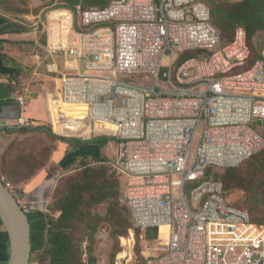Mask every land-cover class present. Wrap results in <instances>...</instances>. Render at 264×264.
<instances>
[{
	"label": "built area",
	"instance_id": "2783aa9c",
	"mask_svg": "<svg viewBox=\"0 0 264 264\" xmlns=\"http://www.w3.org/2000/svg\"><path fill=\"white\" fill-rule=\"evenodd\" d=\"M211 1L114 0L46 17L45 70L62 105L84 107L117 140L134 228H168L156 264H264V225L214 178L264 151V63L241 71L247 31L223 45ZM188 53L197 58L181 62ZM27 92L14 129L34 128Z\"/></svg>",
	"mask_w": 264,
	"mask_h": 264
},
{
	"label": "rangeland",
	"instance_id": "374dc122",
	"mask_svg": "<svg viewBox=\"0 0 264 264\" xmlns=\"http://www.w3.org/2000/svg\"><path fill=\"white\" fill-rule=\"evenodd\" d=\"M2 1V9L7 13L11 23L19 26H21L20 24H25L28 27L37 28L39 32H44L43 41L46 43V47L48 45L47 38L49 37L46 29V17L53 12L74 10L69 7V3L66 0ZM241 1L219 0L223 5H231ZM78 7L81 9L96 8L89 6L86 0H80L75 9ZM63 13H57L58 17ZM221 36L222 44H226L232 39L230 34H226L225 36V34L222 35L221 33ZM250 49L251 58L249 67L256 62L262 61L264 63V32L258 33L252 39ZM43 51L38 50V63L36 65L33 64L31 70H29L30 76H33V74L36 75L31 80L35 79V84L33 83V85L40 86L38 87L40 92L45 89L47 94H59V77H50L47 74L45 65L46 63H50V58L47 57L45 60V52ZM193 58H197L195 53L185 55V60ZM54 59L57 62L62 60L58 56ZM18 85L20 88L23 87L19 83ZM50 102L54 105L57 102L56 106L58 107L61 105L59 96L56 95L54 97L52 96ZM53 116L56 123L58 118H60V114L55 113ZM81 117L79 116V118ZM97 128L100 129L101 127L97 125ZM53 131L62 138H70L77 137L82 130L81 127L77 128L74 123L69 122L61 131L54 129ZM103 133L112 135L107 130H103ZM12 136L13 140L11 144L7 142V146L5 147L3 173L5 176L4 179L14 187L15 184L12 181L19 182L28 180L31 178L29 177L30 175H34V173L50 162L53 151L56 149L59 141L47 133H25L18 131V133H13ZM80 139H84V137L82 136ZM111 143L114 148H107L108 145L106 149L104 148L102 150V155L93 157V161L81 159L68 171L60 172L58 170L56 173V184L43 210L44 215L46 216L47 222L58 220L60 217V213L57 210L58 200L64 196L65 191L71 185L84 183L85 170L94 169L98 173L104 172L105 178L99 175V181H94V183L96 185L99 183L103 184L107 180V190L110 189L116 198H111L97 205L83 207L80 221L79 223H75L73 229V238L80 244V255L77 260L79 263L77 262V264H156V255L161 253L158 244H167L168 239L166 240L165 230H160V232L153 231V235H150L151 232H144L134 228L129 212L121 204L123 181L118 173V147H116L119 144L114 140ZM263 158L261 155L258 156L257 159L259 161H251L242 165L232 175H228L226 172H220L214 178L224 185L227 200L231 205L247 211L256 223L264 225ZM100 159L101 162L97 161ZM90 195L91 193L89 197L85 196L88 203L90 201ZM104 196H107V194L105 193ZM46 249L47 246L39 252H34L31 264H49Z\"/></svg>",
	"mask_w": 264,
	"mask_h": 264
},
{
	"label": "crops",
	"instance_id": "0c3cea01",
	"mask_svg": "<svg viewBox=\"0 0 264 264\" xmlns=\"http://www.w3.org/2000/svg\"><path fill=\"white\" fill-rule=\"evenodd\" d=\"M3 1L0 0V176L4 178L3 156L7 142L11 144L13 133L24 132L14 129L18 105L17 96L25 89L27 92V117L33 123V129L51 131V136L59 141L53 151L50 162L34 173L28 180L12 181L13 194L20 205L28 213L32 224L33 245L36 251H41L47 241V219L44 215L45 205L56 184L58 170L65 172L75 166L81 159L92 160L94 156L102 155V150L114 148L109 134L103 133L102 127L97 128L94 123L88 122L85 108H74L66 105L60 107L52 104L51 98L60 93H49L46 90L39 91L40 86L33 85L31 80L36 75L30 76L31 66L36 65L39 60L38 50L45 52L46 43L43 41L44 32L37 31L35 27H28L25 24L17 25L19 32H11L7 27L13 23L2 9ZM23 27V28H22ZM45 40V38H44ZM44 55V53H43ZM38 59V60H37ZM40 62V61H39ZM38 75V74H37ZM39 80V79H38ZM15 82L16 86H12ZM23 87L20 88L18 83ZM35 84V83H34ZM37 84V83H36ZM13 87L17 89L14 90ZM28 87V88H27ZM60 114L55 123L54 114ZM79 116H82L79 118ZM76 120V121H75ZM69 122L81 130L77 137L62 138L55 134L54 130L61 131ZM50 126V127H48ZM13 127V128H10ZM50 128V129H47ZM26 133V132H25ZM36 133V132H34ZM42 134V133H40ZM84 139H80L81 137ZM75 138V139H73ZM103 140H107L103 146ZM118 147V158L120 147ZM109 149V150H110ZM59 176V175H58ZM19 183V184H18ZM16 190V191H15ZM19 193V194H18ZM21 197H20V196ZM20 197V198H19ZM10 241L5 226L0 221V264H7L10 258Z\"/></svg>",
	"mask_w": 264,
	"mask_h": 264
},
{
	"label": "trees",
	"instance_id": "16d2710c",
	"mask_svg": "<svg viewBox=\"0 0 264 264\" xmlns=\"http://www.w3.org/2000/svg\"><path fill=\"white\" fill-rule=\"evenodd\" d=\"M66 1L69 3L71 9H75L76 5L80 2V0ZM113 1L114 0H86V3L89 6L104 9ZM211 12L213 25L220 32V35L222 33V35L225 34V36L226 34L232 36V39L228 43L233 41L235 30L239 26L245 28L247 31L249 46L252 39L258 33L264 32V0H242L239 3L231 5H223L219 0H212ZM7 30H11V32H19V27L15 24H10L7 27ZM184 60L185 56L181 58V62ZM249 62L245 68L241 69V71L253 67V65L249 67ZM13 89L16 90L17 88ZM24 132L47 133L51 136V131L47 132V130L42 129H26ZM106 143L107 140H103V146L106 145ZM260 155L264 157V151L244 164L251 161H259L257 157ZM97 161L101 162V159ZM262 167L264 168V163ZM239 168L228 170L226 173L232 175L237 172ZM93 170L94 169L85 170L83 184L75 183L65 191L64 196L57 202V210L60 213V217L56 221L51 220L46 223L47 241L45 246H47L46 254L49 258V264H77L80 255V244H78L73 238V229L75 223H79L80 221L83 207H86L87 205H97L111 198H116V196L111 193L110 189H108L109 191L107 190V180L104 181L105 184L99 183L96 185V183H94V181H99V175H101L102 178H105V174L104 172L98 173L96 170ZM31 176L32 175L29 177ZM90 193V201L88 203L85 196L89 197ZM105 193L107 196H104ZM141 231L151 232L150 235H153L152 230ZM34 252L35 248H33V253ZM32 259L31 261H33Z\"/></svg>",
	"mask_w": 264,
	"mask_h": 264
},
{
	"label": "water",
	"instance_id": "95a60500",
	"mask_svg": "<svg viewBox=\"0 0 264 264\" xmlns=\"http://www.w3.org/2000/svg\"><path fill=\"white\" fill-rule=\"evenodd\" d=\"M0 221L5 226L10 241L11 252L7 264H31L34 245L30 218L1 178Z\"/></svg>",
	"mask_w": 264,
	"mask_h": 264
},
{
	"label": "bare ground",
	"instance_id": "6f19581e",
	"mask_svg": "<svg viewBox=\"0 0 264 264\" xmlns=\"http://www.w3.org/2000/svg\"><path fill=\"white\" fill-rule=\"evenodd\" d=\"M61 16H63V17H65L66 16V14H61L59 17H61ZM66 106H68V107H74V108H78V106H72V105H66ZM81 108H84V107H81ZM160 230H165V233H166V240L168 239V228L167 227H162Z\"/></svg>",
	"mask_w": 264,
	"mask_h": 264
}]
</instances>
